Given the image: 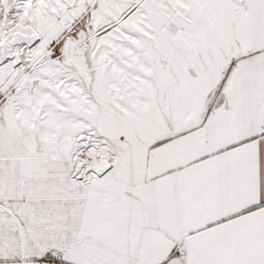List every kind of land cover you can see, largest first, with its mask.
<instances>
[{
    "label": "snow or ice",
    "instance_id": "6c2138e0",
    "mask_svg": "<svg viewBox=\"0 0 264 264\" xmlns=\"http://www.w3.org/2000/svg\"><path fill=\"white\" fill-rule=\"evenodd\" d=\"M0 264H264V0H0Z\"/></svg>",
    "mask_w": 264,
    "mask_h": 264
}]
</instances>
